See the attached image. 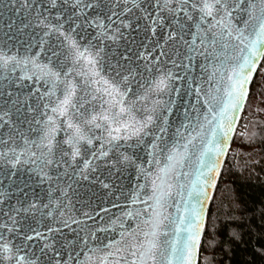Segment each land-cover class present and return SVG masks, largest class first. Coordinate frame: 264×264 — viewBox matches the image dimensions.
<instances>
[{
	"label": "snow or ice",
	"instance_id": "obj_1",
	"mask_svg": "<svg viewBox=\"0 0 264 264\" xmlns=\"http://www.w3.org/2000/svg\"><path fill=\"white\" fill-rule=\"evenodd\" d=\"M9 3L28 32L23 52L0 40V264H197L202 205L264 62V0ZM130 168L126 204L80 199Z\"/></svg>",
	"mask_w": 264,
	"mask_h": 264
},
{
	"label": "trees",
	"instance_id": "obj_2",
	"mask_svg": "<svg viewBox=\"0 0 264 264\" xmlns=\"http://www.w3.org/2000/svg\"><path fill=\"white\" fill-rule=\"evenodd\" d=\"M197 264H264V62L207 206Z\"/></svg>",
	"mask_w": 264,
	"mask_h": 264
},
{
	"label": "water",
	"instance_id": "obj_3",
	"mask_svg": "<svg viewBox=\"0 0 264 264\" xmlns=\"http://www.w3.org/2000/svg\"><path fill=\"white\" fill-rule=\"evenodd\" d=\"M16 8L17 6L11 5L9 3V0H0V40L5 39L4 37L5 33L13 36V39L9 42V45L16 44L17 47H20L21 52H23V46L19 44L18 42L26 40L28 30H25V33H18L16 31L22 19V15L17 13ZM9 23H13L11 32H9L8 27H7ZM33 51H36V49H33ZM198 71L199 70L197 69V72ZM192 102L194 103L195 100L193 99ZM183 108H184V105L182 104L178 105L177 108L174 109V114L170 117V128H169L170 136L174 132L175 128L178 127L181 124V122L184 121L185 119L183 115ZM210 137H211V133L209 132L208 138ZM195 144H196L195 148H192L190 146L189 159L186 161L185 166L183 168V171L193 173V175L189 177L190 180L195 179V172L198 167L197 156L199 155V150H202V146H201L199 139L195 142ZM137 152L140 155L141 161H143L145 159L144 154L140 152L139 150H137ZM224 157L225 156L221 158L222 163L220 165V169L223 164ZM136 175H137L136 171L131 168L121 173H116L111 180L113 187L110 190L103 189L98 184L89 185L85 181L83 182L82 188L80 190V199L88 200L89 198H91L92 204L94 207H97V210L99 207H110L111 203H120L122 205L126 204L128 194L134 190V185H136L138 182L136 179ZM184 182L187 183V181H184ZM139 183H144V180L141 179ZM148 191L150 193V188L148 189ZM212 192H213V189H210V196L212 195ZM117 197H119V200L116 199ZM176 199H179V198L177 197ZM209 201L210 199H205L202 205V207L204 208V219H205V213H206ZM136 207H140V205H136ZM119 211H120L119 209H112V212L116 214H119ZM168 212L172 213L173 215H176V211L174 207L169 208ZM203 224H204V220H203ZM198 254H199V251H198ZM197 263H198V255H197Z\"/></svg>",
	"mask_w": 264,
	"mask_h": 264
},
{
	"label": "rangeland",
	"instance_id": "obj_4",
	"mask_svg": "<svg viewBox=\"0 0 264 264\" xmlns=\"http://www.w3.org/2000/svg\"><path fill=\"white\" fill-rule=\"evenodd\" d=\"M241 128V127H240ZM242 129H238V132H240Z\"/></svg>",
	"mask_w": 264,
	"mask_h": 264
}]
</instances>
